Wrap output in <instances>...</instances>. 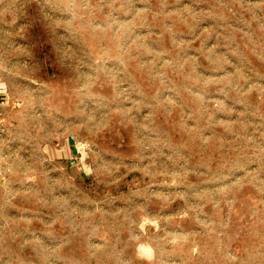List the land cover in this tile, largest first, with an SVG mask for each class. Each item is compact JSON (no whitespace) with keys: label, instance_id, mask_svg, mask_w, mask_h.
<instances>
[{"label":"rangeland","instance_id":"obj_1","mask_svg":"<svg viewBox=\"0 0 264 264\" xmlns=\"http://www.w3.org/2000/svg\"><path fill=\"white\" fill-rule=\"evenodd\" d=\"M0 264H264V0H0Z\"/></svg>","mask_w":264,"mask_h":264}]
</instances>
